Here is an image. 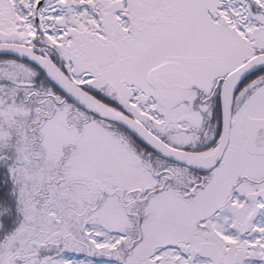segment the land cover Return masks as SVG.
I'll list each match as a JSON object with an SVG mask.
<instances>
[{
    "label": "snow or ice",
    "instance_id": "6c2138e0",
    "mask_svg": "<svg viewBox=\"0 0 264 264\" xmlns=\"http://www.w3.org/2000/svg\"><path fill=\"white\" fill-rule=\"evenodd\" d=\"M0 264H264V0H0Z\"/></svg>",
    "mask_w": 264,
    "mask_h": 264
}]
</instances>
